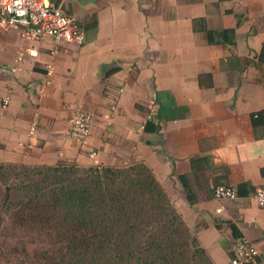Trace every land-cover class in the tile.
Returning a JSON list of instances; mask_svg holds the SVG:
<instances>
[{
	"label": "crops",
	"instance_id": "obj_1",
	"mask_svg": "<svg viewBox=\"0 0 264 264\" xmlns=\"http://www.w3.org/2000/svg\"><path fill=\"white\" fill-rule=\"evenodd\" d=\"M57 6L83 26L96 16L82 44L33 42L20 28L0 29V163H143L214 264H230L235 237L228 223L256 247L251 264H264V209L253 197L264 186V135L250 119L264 110V64L257 61L264 0H59ZM195 19L215 32L216 44L193 30ZM226 29L235 31L232 46L220 43ZM26 48L37 55L18 60ZM203 74L211 75V87L199 86ZM77 110L93 114L81 145L62 139ZM146 120L160 131L144 132ZM193 158L200 159L194 170ZM178 176L186 177L194 203ZM244 183L252 192L213 197L218 185L237 191Z\"/></svg>",
	"mask_w": 264,
	"mask_h": 264
},
{
	"label": "trees",
	"instance_id": "obj_2",
	"mask_svg": "<svg viewBox=\"0 0 264 264\" xmlns=\"http://www.w3.org/2000/svg\"><path fill=\"white\" fill-rule=\"evenodd\" d=\"M52 1L58 5L59 0ZM96 24L93 14L90 23L81 25L87 32ZM193 30L204 32L208 44L217 43L203 19L193 20ZM220 34L222 45L235 44L234 29ZM257 58L264 64V43ZM198 82L211 87V75H199ZM263 118L264 110L250 117L253 129L260 127L262 135ZM143 131L158 133L160 127L146 120ZM199 160H190L193 170ZM177 180L187 202L194 203L186 177ZM244 188L252 192L244 183L237 186V194ZM228 225L232 235L240 237ZM7 230L16 237L9 249ZM0 264L214 263L145 164L84 167L62 161L0 163Z\"/></svg>",
	"mask_w": 264,
	"mask_h": 264
},
{
	"label": "built area",
	"instance_id": "obj_3",
	"mask_svg": "<svg viewBox=\"0 0 264 264\" xmlns=\"http://www.w3.org/2000/svg\"><path fill=\"white\" fill-rule=\"evenodd\" d=\"M20 28L21 36L33 42L45 38L56 45L61 43L82 44L85 31L73 17L65 14L52 0H0V29ZM54 52V50H53ZM35 57L34 48H26L17 58ZM49 68V67H48ZM93 114L75 111L63 131L62 139L68 143L81 145L90 134ZM34 129V124L31 131ZM213 197L217 200H233L237 197L234 187L218 185L213 189ZM253 197L259 208L264 209V186L255 189ZM258 255L256 247L245 237L234 239L230 247V264H251Z\"/></svg>",
	"mask_w": 264,
	"mask_h": 264
},
{
	"label": "rangeland",
	"instance_id": "obj_4",
	"mask_svg": "<svg viewBox=\"0 0 264 264\" xmlns=\"http://www.w3.org/2000/svg\"><path fill=\"white\" fill-rule=\"evenodd\" d=\"M128 165H130V164H128ZM126 166H127V165H126ZM5 235H7V236L10 235V236H11L10 238H8L7 243H6V248L9 249L10 246H12V244L14 243V242L12 241V239H14V238H16V237L12 238V237H13V234H12L11 230H7V232H5Z\"/></svg>",
	"mask_w": 264,
	"mask_h": 264
}]
</instances>
